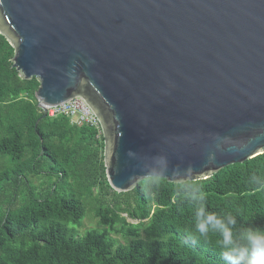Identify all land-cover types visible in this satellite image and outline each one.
<instances>
[{
    "label": "water",
    "instance_id": "obj_1",
    "mask_svg": "<svg viewBox=\"0 0 264 264\" xmlns=\"http://www.w3.org/2000/svg\"><path fill=\"white\" fill-rule=\"evenodd\" d=\"M0 33L44 118L89 105L117 192L264 154V0H0Z\"/></svg>",
    "mask_w": 264,
    "mask_h": 264
},
{
    "label": "trees",
    "instance_id": "obj_2",
    "mask_svg": "<svg viewBox=\"0 0 264 264\" xmlns=\"http://www.w3.org/2000/svg\"><path fill=\"white\" fill-rule=\"evenodd\" d=\"M14 56L0 33V264H224L218 237L198 238L175 182L115 191L104 136L64 114L44 118L40 82L25 78ZM252 175L264 178V154L191 182L209 212L231 213L237 228L264 229V188L250 183ZM89 212L103 230L81 236Z\"/></svg>",
    "mask_w": 264,
    "mask_h": 264
},
{
    "label": "clouds",
    "instance_id": "obj_3",
    "mask_svg": "<svg viewBox=\"0 0 264 264\" xmlns=\"http://www.w3.org/2000/svg\"><path fill=\"white\" fill-rule=\"evenodd\" d=\"M160 160L164 161L163 167L154 165L145 178L148 190L157 187L167 171L166 158H156V161ZM192 179L190 172H186L174 182L186 194L193 208V223L198 238L207 241L210 234L216 235V245L221 249L224 264H264V229L253 226L237 228V218L231 213L209 212L206 196L199 185L191 182ZM250 183L264 188V178L257 175L250 177Z\"/></svg>",
    "mask_w": 264,
    "mask_h": 264
},
{
    "label": "built area",
    "instance_id": "obj_4",
    "mask_svg": "<svg viewBox=\"0 0 264 264\" xmlns=\"http://www.w3.org/2000/svg\"><path fill=\"white\" fill-rule=\"evenodd\" d=\"M64 114L72 118L80 124H87L98 130V138L103 136L102 127L94 112L82 98H74L73 100L48 109V115L55 117Z\"/></svg>",
    "mask_w": 264,
    "mask_h": 264
},
{
    "label": "rangeland",
    "instance_id": "obj_5",
    "mask_svg": "<svg viewBox=\"0 0 264 264\" xmlns=\"http://www.w3.org/2000/svg\"><path fill=\"white\" fill-rule=\"evenodd\" d=\"M35 182L37 184L39 183L38 181H35ZM130 221L136 222L133 220H130ZM78 228H79L78 229L79 235L81 236L85 235L89 230H92V229H100V231L103 230V227L99 224V219L95 216L93 212H89V214L86 215V217L84 218L82 222V226ZM111 236L122 241V238L119 235L112 233Z\"/></svg>",
    "mask_w": 264,
    "mask_h": 264
}]
</instances>
